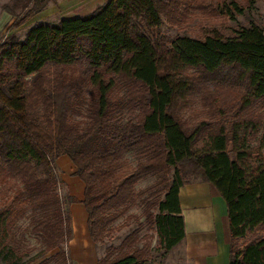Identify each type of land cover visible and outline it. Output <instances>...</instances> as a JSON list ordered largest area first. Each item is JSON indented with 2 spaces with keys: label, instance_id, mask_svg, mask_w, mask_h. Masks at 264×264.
I'll return each instance as SVG.
<instances>
[{
  "label": "trees",
  "instance_id": "trees-1",
  "mask_svg": "<svg viewBox=\"0 0 264 264\" xmlns=\"http://www.w3.org/2000/svg\"><path fill=\"white\" fill-rule=\"evenodd\" d=\"M207 1L108 0L22 38L12 32L57 0L2 6L13 23L0 43V264H68L60 157L83 183L69 200L103 248L97 264H166L185 238L179 190L196 182L225 202L228 264H264L263 29L162 34ZM254 4L212 10L233 19Z\"/></svg>",
  "mask_w": 264,
  "mask_h": 264
},
{
  "label": "crops",
  "instance_id": "crops-1",
  "mask_svg": "<svg viewBox=\"0 0 264 264\" xmlns=\"http://www.w3.org/2000/svg\"><path fill=\"white\" fill-rule=\"evenodd\" d=\"M108 0H57L54 5L49 3L40 14L58 15L60 20L82 17L103 6ZM78 13H76V11ZM60 11V12H59ZM66 17V18H65ZM36 18V17H35ZM47 23V17H41ZM55 19V18H51ZM69 165L67 162L66 166ZM69 167V166H67ZM72 169V170H71ZM69 176L74 168L69 167ZM69 179V191L76 199L83 197V183L76 177ZM179 203L184 219L185 238L179 249L182 259L179 264H228L229 263V231L226 205L221 196L204 182L186 184L179 190ZM72 221V239L68 244L69 261L76 264H97L103 250L96 247L87 229V213L81 204L70 210ZM75 227H78L77 229ZM80 238V243H74Z\"/></svg>",
  "mask_w": 264,
  "mask_h": 264
},
{
  "label": "rangeland",
  "instance_id": "rangeland-1",
  "mask_svg": "<svg viewBox=\"0 0 264 264\" xmlns=\"http://www.w3.org/2000/svg\"><path fill=\"white\" fill-rule=\"evenodd\" d=\"M237 1L242 7L244 6L245 0H237ZM9 2L10 0H0V43L7 35H9L8 29L10 25L13 23V19L10 18V16L7 13L2 11V6L5 4H8ZM206 3L207 4L210 3V4H208L209 6L205 7L204 12L200 13L198 9H202V8L197 5H196L197 9H190L187 12V17L190 18V21L192 20V23L190 24L188 28L183 27V25H186V23H182L179 26H175V27H172L168 25L167 23H164V26L162 27V34L167 37H174L175 35L183 34L184 32H186L187 34H193L197 30V25L207 26V25H212L216 23L215 28L220 30V32L228 35L230 33V29L238 28V27H248L250 22L257 24L259 27L263 29V32H264V0H255L254 8L252 10H249V11L245 10V12L242 15L233 14V19H230L228 17H222L219 14H214L212 10V7L214 5V0H211L209 2L207 1ZM47 7L48 6H46V8ZM75 11L76 13H78L77 10ZM40 13L30 18L23 26L14 30L12 33H15L17 36L22 38L26 30L28 29L29 25L32 23H35L36 21H37L36 23H38V21L41 22V19H40L41 17L49 18V19H45V21H49L47 23H50V24H55L57 22L56 20L58 18L57 14L49 15L46 13L44 14H40ZM51 18H55V19H51ZM196 108H198V105H196ZM187 114L188 112H186L184 115L186 116ZM262 133H264V129ZM130 160L131 162H134L132 157H130ZM67 162L69 163V165L67 166L71 168L72 163L66 157H60L56 159L55 160V172L57 174V177L60 183L58 192L62 198L63 207L66 210V212L70 214V210L73 207H75L76 204L70 202L69 198L76 197V196L75 195L73 196V193L69 191V187H70L69 182L71 181V179L69 178L74 175L71 174L69 176H63V175H67V173L70 171L69 167L66 166ZM153 181H154L153 179L152 180L148 179L142 183L140 182L138 185V188L148 187V185L152 184ZM132 211H136V209H132ZM75 228L77 229L78 227H75ZM124 234H125V231H123L119 236H121L122 238ZM29 243L33 245L37 244L34 239H30ZM79 243H80V238L74 244L78 245ZM118 243H119V239L114 241V244H118ZM100 249L103 250V248H100ZM68 255L69 253L67 249V256ZM181 257L182 255H181L180 250L174 249L172 254L167 259L166 264H179V262L182 259ZM68 264H76V263L69 261V258H68Z\"/></svg>",
  "mask_w": 264,
  "mask_h": 264
}]
</instances>
